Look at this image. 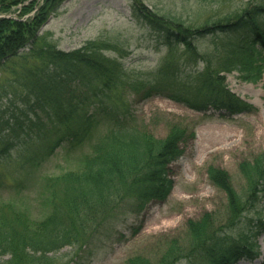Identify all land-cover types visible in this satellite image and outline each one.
<instances>
[{
    "label": "trees",
    "instance_id": "1",
    "mask_svg": "<svg viewBox=\"0 0 264 264\" xmlns=\"http://www.w3.org/2000/svg\"><path fill=\"white\" fill-rule=\"evenodd\" d=\"M31 1L1 0L0 4L7 13L14 6ZM66 1L43 0L27 23L0 19V68L10 69L19 60L12 73L18 76L19 89L28 105V112L0 122V160L11 157L19 146L40 140L39 148L24 154L19 164L20 172L27 173L29 165L41 167L64 143H83L95 127L106 123L111 131L96 145L83 170L46 179L47 199L41 218L13 205L1 207L0 264H69L74 257L67 262H55L53 258L68 247L76 248L78 257L117 218L140 217L150 205L165 202L174 187L170 166L185 153L183 145L188 131L182 126L171 127L165 138L157 139L125 124L126 106L122 98L117 100V93L125 84L124 69L118 58L104 55L105 43L93 42L82 49L64 52L39 37L41 28ZM132 2L137 21L150 28L170 54L177 46H183L188 64L201 60L195 50L197 40L209 35L221 39L216 45V56L211 59L218 60L216 68L205 60L204 71L185 78L183 64L166 62L159 68L156 82L145 92L147 97L168 90L175 95L176 102L191 108L211 106L231 115L253 111L229 93L221 74L238 72L250 83L262 79L264 0L236 19L227 16L223 19L227 22L215 23L212 30L188 29L175 18L152 13L140 0ZM36 4L33 1L24 7L22 15L33 11ZM30 112L34 117L28 115ZM194 137L190 133L189 138ZM241 171L249 188L244 205L225 171L213 167L208 170L209 180L228 199L226 224L218 227L209 214L200 221H189L186 243L172 240L158 260L135 256L127 264H175L182 260L194 264L195 256L200 257L196 264H238L243 259H257V240L263 224L252 225L236 237L228 236L229 227L242 222V214L255 210L264 198V164L255 163L251 169L243 164ZM3 186L5 182L0 177V188ZM139 231L140 227L134 235Z\"/></svg>",
    "mask_w": 264,
    "mask_h": 264
},
{
    "label": "rangeland",
    "instance_id": "2",
    "mask_svg": "<svg viewBox=\"0 0 264 264\" xmlns=\"http://www.w3.org/2000/svg\"><path fill=\"white\" fill-rule=\"evenodd\" d=\"M33 1L37 3L34 10L22 15L24 7ZM140 1L157 16L175 18L191 30H212L215 23L227 22L223 20L227 16L236 19L250 7L259 4V0ZM42 3L43 0L25 2L14 6L7 13L2 11L0 4V19L27 23L34 18ZM39 37L64 52L102 41L107 47L104 55L118 58L123 65L125 84L118 91L117 100L122 98L126 106L125 124L157 139L165 138L173 126H182L188 131L185 133L187 142L183 145L184 155L170 166L174 187L165 202L150 205L140 217L129 215L117 218L106 227L89 250L75 257L76 248H65L55 255V262H67L74 257L69 264H127L135 256L156 261L172 240L187 242L189 221H200L209 214L218 227H222L229 221L226 214L228 199L209 180L210 167L228 174L231 186L244 205L249 196V188L241 165L250 166L251 169L255 163L264 164V74L258 83L246 81L238 72L221 74L229 93L253 108L249 113L231 115L211 106L191 108L189 104L176 102L175 95L172 96L168 90L147 97L145 92L156 82L159 68L166 62L177 61L183 64L185 78L194 72L204 71L205 60L211 61L216 68L218 60L211 59L216 56V45L221 39L209 35L197 40L195 50L201 60L196 64H188L183 46H177L173 54H170L162 40L150 28L137 21L132 0H68L41 28ZM17 63L19 60L13 62L15 65H10L11 70L9 67L4 70L0 68L2 123L12 120L14 115L28 112V105L24 102L17 82L18 76L12 73ZM180 92L184 93L182 90ZM191 97H194V93H191ZM28 115L34 117L32 112ZM25 119L22 117V120ZM110 131V124L95 127L83 143L76 146L64 143L41 167L29 165L27 173L20 172L21 159L24 154L39 148L41 141L25 147L19 146L11 157L0 160V177L5 182V186L0 188V209L2 206L13 205L21 212L41 218L45 211L44 201L47 199L44 188L46 179L83 170L96 145ZM190 133H194L193 139L189 138ZM30 134L33 136V132ZM242 216V222L229 227L228 236L236 237L242 230L247 232L257 223L263 224V228L257 240L260 256L254 261L243 259L238 264H262L264 198L255 210L247 211ZM139 227L140 231L134 235ZM192 261L196 264L200 262V257L195 256ZM175 264H190V260Z\"/></svg>",
    "mask_w": 264,
    "mask_h": 264
}]
</instances>
